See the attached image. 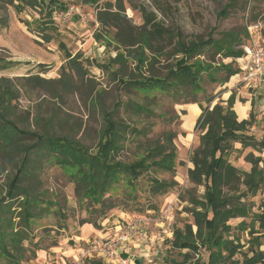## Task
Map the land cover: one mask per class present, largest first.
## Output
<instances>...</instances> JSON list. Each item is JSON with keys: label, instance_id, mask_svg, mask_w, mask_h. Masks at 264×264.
Listing matches in <instances>:
<instances>
[{"label": "rangeland", "instance_id": "obj_1", "mask_svg": "<svg viewBox=\"0 0 264 264\" xmlns=\"http://www.w3.org/2000/svg\"><path fill=\"white\" fill-rule=\"evenodd\" d=\"M34 1L0 0V60L2 62L0 63L7 65L6 68L0 69V77L12 79L15 89H19L18 99L12 103L10 110L13 119L21 127L33 129L38 115H42L44 119L54 117L55 131L79 139L93 151L101 139L104 120L100 110L90 104L89 91L94 87L95 91L92 95L94 96L98 89H102L103 101L109 107L117 101L127 103L134 101L144 106L146 111L137 112L130 107H120L117 113L118 119L126 125L134 123L139 130V133L127 132L125 148L120 153V158L133 159L162 138L165 133L172 131L176 135L174 143L178 152L176 171L175 173L159 171L152 174L160 180H174L177 185L166 194L155 195L149 191L147 186L149 180L144 176L141 177L132 200L131 194H125L126 184L117 183L113 189L119 192L116 198L122 205L108 211L104 219L98 217L96 212H91L92 210L87 211L81 200L82 197L75 192L74 184L69 181L68 175L61 167L44 164L37 179L38 184L35 186L39 187L43 204L48 206L49 212L35 222L31 240L37 246L29 241L26 242L31 252L26 254L23 264H86L89 259L84 254L86 241L99 235L109 236L128 222L136 221L138 217L148 220H146L148 235L153 237L160 234L161 240L158 242V254L146 259L136 256V264H170L173 259L185 261L184 264H194L198 253L187 249H175L169 240L172 239L173 230L177 226L183 227L186 223H194L190 211L192 209L190 199L202 198L204 193L203 186L190 181L188 169L193 167L189 159L199 145L201 133V129H196V122L202 108L192 101H202L203 105H207L205 96L202 92L193 93L191 88L189 92L180 91L172 97L166 93L156 95L152 93L146 96L142 93H130L120 86L106 69L98 66L116 56L117 49L111 36L116 30L114 28L103 30L97 21V12L105 1L123 5L125 19L136 26L143 25L144 11L154 12L158 21L173 30L178 29L184 41L199 37L208 40L210 34L214 39L224 38L227 33L238 34L244 39L242 44L235 46V49H240L243 45L250 44V38H247L246 34L248 26L257 22L264 24V0H234L233 6L223 17L219 12L230 0H100L98 3L62 0L67 5V10L54 11L53 24L49 29L53 39L49 43L43 40L39 28L40 22L48 18L46 6L42 3L35 4ZM108 41H111V44ZM175 41L177 39L165 42V52L173 49L171 44ZM68 53L73 55L80 53L82 59L93 61L85 62L86 79L71 92L53 97L51 89L56 86L55 83L36 86L24 79L30 74H38L49 80L58 78L61 66L66 64ZM165 59L161 56L151 70L166 75L167 66L173 60L167 62ZM201 59L213 68L209 73L204 72L201 80V86L206 93L216 96L213 104L220 99L228 100L233 92L236 98V111L241 117L245 116L246 112L261 108L259 112L253 111L255 125L250 130L261 139L264 134V104H262L264 93L250 87L244 80L245 74L241 68L239 69V66L241 67L239 59L236 61L233 57L218 54L214 47L206 49ZM39 63H42L45 69L37 73ZM134 65L135 62L131 60L129 71L135 69ZM228 65L232 69H239V73L231 77L228 83L221 85L219 80L227 76L228 71L224 66ZM144 72L145 75L149 74L148 69ZM246 96L250 99L247 100ZM236 147L240 150L230 151L228 156L230 161L241 170L251 169V163L245 159L250 152L257 156L261 155L263 157L261 165H264V151L261 153L251 147L241 150L240 144H236ZM14 171L15 167L12 166L9 156L0 154V198L4 195L5 186ZM263 200L264 187L255 196L248 198L252 213L260 210ZM84 219L93 220L96 224H82ZM168 219H171L170 224ZM243 220L246 226L239 227ZM229 224L233 226L230 238L238 239L243 245L241 252L235 256L238 261H242L243 253L251 254L250 231L253 225L257 231L254 235L261 236V249L264 250L263 231L258 223H254L251 215L247 218L231 219ZM38 247H42L43 250L37 251ZM186 252H188L187 259L183 256ZM200 253L205 257L207 255L205 250Z\"/></svg>", "mask_w": 264, "mask_h": 264}, {"label": "trees", "instance_id": "obj_2", "mask_svg": "<svg viewBox=\"0 0 264 264\" xmlns=\"http://www.w3.org/2000/svg\"><path fill=\"white\" fill-rule=\"evenodd\" d=\"M99 1L85 0L94 3ZM233 2L234 0H230L223 6L220 16L227 15ZM34 3L46 6L48 18L40 22L39 28L43 40L49 43L53 39L49 29L53 24L54 11H66L67 5L62 0H35ZM143 17V25L136 26L125 19L123 5L109 1L101 5L97 12V21L103 30H116L111 36L116 44L117 54L98 66L106 69L130 93H142L146 96L166 93L172 97L180 91L189 92L191 88L193 93L202 92L207 104L203 105L198 100L192 101L202 108L196 122V129H201V133L199 145L189 159L193 167L188 169L190 181L203 186L204 193L202 198L190 199L194 223L177 226L169 242L175 249L198 253L194 264H264L261 236L254 235L257 232L254 225L250 231L251 254L243 253L242 261H238L235 256L241 252L243 245L238 239L230 238L233 226L229 224L231 219L247 218L251 215L264 236V200L256 213H252L248 203V198L255 196L264 187V165H261L263 157L253 152L248 153L245 159L251 163V169L243 171L228 156L230 151L240 150L236 144H240L241 150L251 147L262 153L264 134L258 139L250 132L255 125L253 112L249 118L239 120L234 108L236 98L233 92L228 100L220 99L213 104L216 96L207 94L201 86L203 73H209L213 69L212 65L201 59L205 50L214 47L216 53L225 54L226 57H233L238 61L244 55V49H235V46L242 44L244 39L238 34L227 33L221 39H214L210 34L208 40L199 37L184 41L178 29L173 30L158 21L154 12L144 11ZM246 34L248 38V31ZM174 39L177 41L171 44L173 49L165 52V42ZM108 42L111 44V41ZM161 56L167 62L173 60L167 66L166 75L151 70ZM131 60L135 62L133 71H129ZM85 62L93 61L82 59L80 53H68L66 64L61 66L58 78L49 80L38 74H30L24 79L36 86L53 82L56 86L51 89L52 96H62L86 79ZM1 63L0 69L7 67ZM37 66V73L45 69L42 63ZM145 69H148V75L144 74ZM224 69L228 74L219 80L221 85L237 75L240 66L236 70L230 65L224 66ZM94 91L93 87L89 91L88 99L93 107L100 110L104 124L101 139L92 151L79 139L55 131L54 117L44 119L42 115H38L33 129L21 127L10 111L12 103L18 99L19 89H15L12 79L0 77V154L9 156L12 166L15 167L5 186V193L0 198V264H23L26 254L31 252L26 242L37 246L31 240L33 226L49 212L48 206L43 204L39 187L35 186L44 164L61 167L69 181L74 184L75 192L82 197L87 211L92 210L91 212H96L98 217L104 219L108 211L122 205L116 198L119 192L113 189L117 183L126 184L125 194H131L132 200L141 177H147L148 189L155 195L166 194L177 185L174 180H160L152 174L159 171L175 173L178 158L174 143L175 133H165L131 160L121 159L120 153L125 148L127 132L139 133V130L134 123L126 125L118 119L120 107H130L137 112L146 110L134 101H117L109 107L103 101V90L98 89L96 95L92 96ZM82 224L96 222L84 219ZM245 226L246 222L243 220L239 227ZM38 250L43 248L38 247ZM202 250L207 252L206 257L200 253ZM183 256L187 259L188 252ZM33 257H36L35 252ZM183 262L185 261L173 259L170 264H184ZM86 264L105 263L95 257L87 259Z\"/></svg>", "mask_w": 264, "mask_h": 264}, {"label": "built area", "instance_id": "obj_3", "mask_svg": "<svg viewBox=\"0 0 264 264\" xmlns=\"http://www.w3.org/2000/svg\"><path fill=\"white\" fill-rule=\"evenodd\" d=\"M264 24L261 22L252 23L248 26L250 44L243 45L244 55L239 58L241 69L250 87L264 93ZM136 221L128 222L121 226L118 231L109 236H99L87 242L84 254L89 258L100 257L105 264L109 262L128 264L130 258L124 257L120 248L128 244L131 240H138L140 243L148 244L149 250L147 258H151L159 253L158 242L161 235H148L146 232L147 219L138 217ZM147 220V221H146ZM169 220V219H168ZM171 220V219H170ZM169 220V224L171 221ZM157 243V245H154Z\"/></svg>", "mask_w": 264, "mask_h": 264}, {"label": "crops", "instance_id": "obj_4", "mask_svg": "<svg viewBox=\"0 0 264 264\" xmlns=\"http://www.w3.org/2000/svg\"><path fill=\"white\" fill-rule=\"evenodd\" d=\"M258 94H261L260 92H257ZM251 94H249V96H250ZM249 96H246L245 98L248 100V99H250V97ZM238 102V101H237ZM252 104H255L254 102H252ZM262 104H264V103H262ZM262 104H261V106H262ZM263 107V106H262ZM234 108H235V110H236V103H235V105H234ZM259 110H261V108L259 107V109L258 108H256V109H254V110H252V112L254 111L255 113L256 112H259ZM237 112V111H236ZM252 112H246V114H245V116H243V117H241L239 114H238V112H237V114H238V117H239V120H243V119H247L248 117H249V115L252 113ZM148 230H146V232H147ZM100 236V235H99ZM107 236V235H106ZM120 252H121V254L124 256V257H129L130 258V263L131 264H136V256L138 257V256H141V257H144L145 259L147 258V252H148V250H149V247H148V244L147 243H144V242H142V243H140L138 240H131L128 244H125V245H123L120 249ZM98 258H100V257H98ZM100 259H102V258H100ZM104 262V261H103ZM108 264H117V263H113V262H109Z\"/></svg>", "mask_w": 264, "mask_h": 264}]
</instances>
